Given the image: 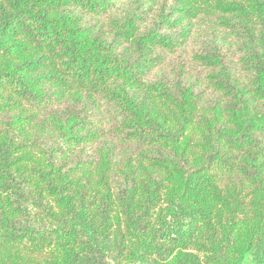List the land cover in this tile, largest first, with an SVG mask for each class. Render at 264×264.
Listing matches in <instances>:
<instances>
[{"label": "trees", "instance_id": "trees-1", "mask_svg": "<svg viewBox=\"0 0 264 264\" xmlns=\"http://www.w3.org/2000/svg\"><path fill=\"white\" fill-rule=\"evenodd\" d=\"M0 264H264V0H0Z\"/></svg>", "mask_w": 264, "mask_h": 264}]
</instances>
